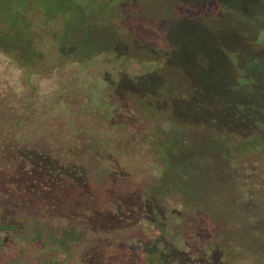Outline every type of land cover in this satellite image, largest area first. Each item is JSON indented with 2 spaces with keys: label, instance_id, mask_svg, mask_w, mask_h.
Masks as SVG:
<instances>
[{
  "label": "rangeland",
  "instance_id": "rangeland-1",
  "mask_svg": "<svg viewBox=\"0 0 264 264\" xmlns=\"http://www.w3.org/2000/svg\"><path fill=\"white\" fill-rule=\"evenodd\" d=\"M15 14L36 58H1L0 83L66 88L68 196L110 225L111 260L264 264V0H0L1 35Z\"/></svg>",
  "mask_w": 264,
  "mask_h": 264
},
{
  "label": "trees",
  "instance_id": "trees-1",
  "mask_svg": "<svg viewBox=\"0 0 264 264\" xmlns=\"http://www.w3.org/2000/svg\"><path fill=\"white\" fill-rule=\"evenodd\" d=\"M17 17L15 14L10 21L6 18L7 33L11 34L1 35L0 30V59L7 58L14 66L26 58L25 45L31 49L20 38L19 19L22 18ZM29 52L35 60V52L32 49ZM43 71L36 75L40 76ZM24 73L13 81L15 88L9 84L12 88L6 90L0 83V109H5L7 114L4 118L0 115V227L8 224L11 229V232H2L0 264H20L19 260L22 264H92L94 257L100 258V255L106 259L104 264H125L129 257L124 256V251L120 260H111L114 259L113 247L109 244L112 228L101 224L100 213L87 217L81 210L84 203L77 201L80 197L72 201L68 196L71 186L68 175L74 173V178L79 177L82 149L76 138H70L67 129L59 133L64 123L67 127L71 121L66 117L70 99L62 95L66 88L62 85L63 93L57 90L55 98H46L41 93L35 94L34 82H24ZM27 157H34L37 165L52 168L54 172L38 173L37 166L33 161L29 164ZM101 201L108 204L111 198L105 195ZM92 204L94 197L87 200L88 214ZM12 233L15 241L10 237ZM92 242H100L105 247L102 251L90 249ZM8 248L15 249V253L7 251Z\"/></svg>",
  "mask_w": 264,
  "mask_h": 264
},
{
  "label": "flooded vegetation",
  "instance_id": "flooded-vegetation-1",
  "mask_svg": "<svg viewBox=\"0 0 264 264\" xmlns=\"http://www.w3.org/2000/svg\"><path fill=\"white\" fill-rule=\"evenodd\" d=\"M184 1H188V0H184ZM196 13L192 14L193 18H197L195 17ZM239 111V110H238ZM240 112V111H239Z\"/></svg>",
  "mask_w": 264,
  "mask_h": 264
}]
</instances>
